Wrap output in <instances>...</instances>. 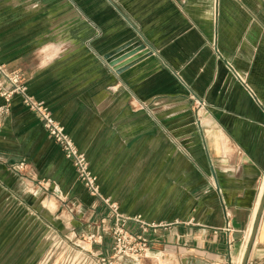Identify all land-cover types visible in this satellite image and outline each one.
<instances>
[{
    "label": "crops",
    "instance_id": "0c3cea01",
    "mask_svg": "<svg viewBox=\"0 0 264 264\" xmlns=\"http://www.w3.org/2000/svg\"><path fill=\"white\" fill-rule=\"evenodd\" d=\"M137 40L147 54L113 65ZM0 61L85 153L101 193L149 224L131 229L150 251L124 264L241 262L264 192V0H0ZM21 162L99 230L107 210L17 96L0 122L1 203L22 188ZM248 264H264V213Z\"/></svg>",
    "mask_w": 264,
    "mask_h": 264
},
{
    "label": "rangeland",
    "instance_id": "374dc122",
    "mask_svg": "<svg viewBox=\"0 0 264 264\" xmlns=\"http://www.w3.org/2000/svg\"><path fill=\"white\" fill-rule=\"evenodd\" d=\"M30 171L26 164L19 173L21 190L0 202V264H102V258L112 256L111 237L100 244L95 242L100 228L84 229L89 214L77 202L65 201L50 185L34 179ZM102 218L96 220L99 225ZM106 242L109 253L101 247Z\"/></svg>",
    "mask_w": 264,
    "mask_h": 264
},
{
    "label": "built area",
    "instance_id": "2783aa9c",
    "mask_svg": "<svg viewBox=\"0 0 264 264\" xmlns=\"http://www.w3.org/2000/svg\"><path fill=\"white\" fill-rule=\"evenodd\" d=\"M228 67L233 75L253 93L247 83L246 75L236 71L231 64H228ZM17 96L21 97L22 102L38 115L49 136L59 144L66 157L72 161L78 179L83 183L88 193L107 210L100 221L98 239H95V242L101 244L105 237H111L114 244L112 246L114 253L112 256L108 255L107 258H102V264H124V262H129L134 257L149 252L150 241L148 237L144 233L138 234L131 229L134 225L141 224L146 232L149 224L139 217L126 216L120 211L116 201L101 193L97 176L91 170L90 162L85 153L78 148L74 140L65 131V128L53 117L46 104L29 93L24 74L19 69L10 68L6 63L0 61V97L3 99V103L0 105V122L4 115L10 112L12 101ZM191 99L199 122L202 124L200 117L201 112L207 108L206 102L194 95ZM25 166L26 163L24 162L17 165L20 174L23 173Z\"/></svg>",
    "mask_w": 264,
    "mask_h": 264
},
{
    "label": "water",
    "instance_id": "95a60500",
    "mask_svg": "<svg viewBox=\"0 0 264 264\" xmlns=\"http://www.w3.org/2000/svg\"><path fill=\"white\" fill-rule=\"evenodd\" d=\"M132 45H134V47H132ZM136 52H139V55L137 57H134L133 59H129V61H126L123 65L120 66V67H123V66L137 60L141 56H144L145 54H147L148 51H146V47L141 41L137 40L132 44L124 45L123 47L112 51L108 55V57H109L110 61L112 62V64L116 65L118 62H121L122 60H127L128 58H130V56H132ZM263 213H264V192H263V196H262L260 206H259V209L257 212V216H256L255 221H254L252 233L250 235V239H249V242H248V245H247V248H246V251H245V254L243 256V260H242L241 264H248V260L250 258L252 247H253V244H254L255 239H256V235L258 232V228H259L261 217H262Z\"/></svg>",
    "mask_w": 264,
    "mask_h": 264
},
{
    "label": "bare ground",
    "instance_id": "6f19581e",
    "mask_svg": "<svg viewBox=\"0 0 264 264\" xmlns=\"http://www.w3.org/2000/svg\"><path fill=\"white\" fill-rule=\"evenodd\" d=\"M253 229V228H252Z\"/></svg>",
    "mask_w": 264,
    "mask_h": 264
}]
</instances>
